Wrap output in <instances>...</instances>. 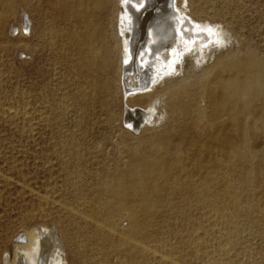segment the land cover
Returning a JSON list of instances; mask_svg holds the SVG:
<instances>
[{
  "label": "rangeland",
  "instance_id": "rangeland-1",
  "mask_svg": "<svg viewBox=\"0 0 264 264\" xmlns=\"http://www.w3.org/2000/svg\"><path fill=\"white\" fill-rule=\"evenodd\" d=\"M189 2L198 19L214 27L222 24L233 32L237 42L233 51L254 54L264 63V0ZM116 7L112 2L107 11L110 20L105 21L112 28ZM15 9V16L0 28V264L5 257H10L12 262L14 236L21 229L53 231L63 246L67 264H170L164 261L165 257L175 261L171 264H264V141L256 137L249 138L248 150L252 152L249 150L251 157L245 164L240 156L227 150L216 154L219 160L211 185L215 193L207 202L202 200L204 189L200 186L206 179L208 154L198 151L196 157L193 151H180L183 162L171 172L178 178L177 194L174 192L168 198L174 181L156 182L154 188L161 196V205L151 212L150 223L135 237L133 246L122 243L125 236L132 237V221L126 213L117 214L114 204L103 206L105 186L112 178L130 177L131 159L146 148L145 141L173 134L170 117L166 118L164 109L156 106L152 122L140 123L137 128L138 132L144 131L142 137L127 135L124 132L128 129L124 123L126 102L118 90V78L115 79L117 90L107 98L73 76L65 38L67 30L61 25L58 26L61 37L54 40V45L45 39L39 52L23 55L26 42L17 38L15 31L23 11ZM30 14L37 35V17ZM34 43L31 40L28 45L32 47ZM116 54L119 58V48ZM194 79L189 80L184 91H191L190 83ZM198 93L199 101L202 92ZM164 102H167L165 97ZM141 106L147 108L148 104L141 102ZM225 182L230 184L228 196L219 195L223 188L220 184ZM196 186L198 200L186 201ZM230 225L235 226L233 230Z\"/></svg>",
  "mask_w": 264,
  "mask_h": 264
},
{
  "label": "bare ground",
  "instance_id": "bare-ground-1",
  "mask_svg": "<svg viewBox=\"0 0 264 264\" xmlns=\"http://www.w3.org/2000/svg\"><path fill=\"white\" fill-rule=\"evenodd\" d=\"M112 2L117 6L113 28L109 22L105 23L106 20H110L107 11ZM17 7L18 10L21 8L23 11L19 17V26L15 29L17 38L26 42L22 47L23 55L29 56L39 52L45 39H49L48 43L54 45V40L61 37L58 29L61 25L67 30L65 38L70 52L73 76L80 78L85 86L92 88L93 92L99 90L107 98L117 90L115 79L118 78V90L126 102L124 123L128 129L124 132L127 135L142 137L144 131L138 132L137 128L140 123L152 122L156 106L164 109L166 118L170 117L173 134L145 141L146 148L140 150L131 159L130 177L112 178L105 186L103 206L109 207L114 204L117 214L126 213L132 221V237L125 236L126 238L122 240L123 244L136 243L135 237L141 234L151 221V212L161 205V196L154 188L156 182L174 181L168 198H171L175 191L177 192L178 178L171 172L183 162L179 155L180 151L183 149L186 152L193 151L196 157L198 151L208 154L206 179L200 186L204 189L201 193L202 200L207 202L214 198L215 193V189L214 193L212 192L211 185L219 160L216 159V154L227 150L233 155L240 156L242 164H245L251 157L250 149L248 150L249 138L256 137L264 141V63L254 54L233 51L237 45L233 32L231 33L222 24L214 27L210 22L198 19L189 0H0V28L15 16ZM28 11L37 17L39 24L37 35L34 34L35 20ZM98 18H101L99 22ZM45 25L48 27L45 28ZM31 40L35 41L32 47L28 45ZM118 48L119 58L116 54ZM192 78L196 79L190 83L191 91H184V86L188 85ZM198 91L202 92L199 101ZM164 97L167 102H164ZM141 102L147 103V108L142 107ZM176 140L179 141L178 144L174 143ZM195 164L198 168V161H195ZM189 172L187 175L190 174ZM221 177L217 176L219 179ZM220 185L223 188H220L219 195L228 196L230 184L225 182ZM196 187L185 199L186 201H189V198L193 201L198 200V186ZM193 206L194 203L191 208ZM187 207L190 208L188 204ZM234 227L230 225L232 230ZM102 231L100 230L101 233ZM91 233L94 235V232ZM14 241L12 262L10 257H5L3 264L10 262L11 264H67L63 246L56 239L53 231L21 229L16 232ZM189 243L195 246L194 242L189 241ZM165 258L164 261L167 263L175 262Z\"/></svg>",
  "mask_w": 264,
  "mask_h": 264
}]
</instances>
